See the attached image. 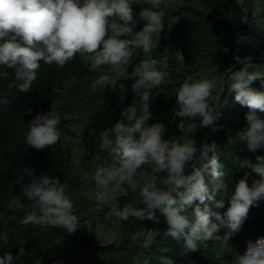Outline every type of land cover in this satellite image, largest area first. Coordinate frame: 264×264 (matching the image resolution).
Instances as JSON below:
<instances>
[{
  "label": "clouds",
  "instance_id": "obj_1",
  "mask_svg": "<svg viewBox=\"0 0 264 264\" xmlns=\"http://www.w3.org/2000/svg\"><path fill=\"white\" fill-rule=\"evenodd\" d=\"M145 2L148 6H142L138 13L145 23L134 30L137 20L133 18L132 5L136 0H0V78L9 75L7 68H14L10 86L29 91L37 78L40 61L63 66L77 53L97 72L105 65L110 66L111 71L96 76L92 86L101 90L106 85L119 88L121 100L125 89L122 78H134L130 85L132 102L121 109L119 119L100 133L99 146L108 151L110 159L94 171L96 199L109 201L121 222L135 217L159 223V210L168 225L166 234L182 239L184 251L196 250L200 242L213 238L227 245L247 218L249 207L264 200V156L257 155L255 162L247 157L236 159L245 171L227 195L229 190L222 180L224 166L216 154L215 141L202 142L199 155L194 156L197 145L193 136L183 141L165 139L167 129L162 121L148 123L152 117L153 89L167 82L170 58L183 65L185 57L180 48L169 51L165 47L159 58L142 59L133 65L131 72L126 70L136 48L149 52L153 37L159 36L164 25V0ZM223 50L229 49L225 46ZM261 77L264 71H249L246 67L221 77L232 99L249 109L245 113L247 126L236 132V138L249 151L264 148V118L256 111H264V79H261V89L251 86L254 79ZM214 87L215 78L186 77L175 93L173 112L181 118L199 117L202 126H214L218 116L214 109L222 91L221 87L218 94H213ZM26 111L31 113L32 109ZM60 120L58 109L37 110L27 123V144L36 149L55 144L61 135ZM177 127L184 130L183 119ZM194 160L199 161V166L193 163L191 171L186 172L185 164ZM146 167L151 171H146ZM138 170L145 173L143 182L136 179ZM22 171L29 179L24 182L21 176L18 180L21 191L31 201V210L24 213L20 223L56 226L68 233L75 231L79 217L65 191L68 185L57 176L34 175V170L27 165ZM161 171L166 174L161 175ZM124 184L136 193L142 206L131 202L117 206L114 193ZM218 190L221 198L216 199ZM224 195H227V207ZM194 200L198 202L195 205ZM208 201L215 208H223V212L212 210ZM189 205H193L191 215L186 211ZM10 206L25 207L19 196L13 198ZM221 228L227 229L223 236L218 234ZM135 235L142 237L141 246L145 249L150 244L152 229L146 226ZM9 240V233L0 231V242L8 245ZM162 259L164 264H172L171 258ZM13 260L9 252L0 255V264H13ZM54 264L64 262L56 259ZM143 264H148L146 255ZM233 264H264V235L247 240L245 251L235 257Z\"/></svg>",
  "mask_w": 264,
  "mask_h": 264
},
{
  "label": "trees",
  "instance_id": "obj_2",
  "mask_svg": "<svg viewBox=\"0 0 264 264\" xmlns=\"http://www.w3.org/2000/svg\"><path fill=\"white\" fill-rule=\"evenodd\" d=\"M142 6L148 5L143 0H136L132 5L133 18L137 20L134 30H139L145 23L138 15ZM162 7L164 25L159 36L153 37L152 49L146 53L136 48L126 70L131 72L133 65L142 59L159 58L165 47L169 51L182 50L184 64L170 58L167 82L153 89L152 117L148 123L162 121L167 129L165 139L172 137L183 141L193 136L197 145L194 156L199 155L202 142L215 141L216 154L224 166L222 180L228 187L227 195H230L234 183L245 171L236 159L247 157L255 162L257 155L264 156V148L249 151L236 138V132L247 126L245 113L249 109L232 99L227 85H222L221 77L226 78L232 71L245 67L249 71H264V0H243L242 3L239 0H170L163 2ZM173 18L175 21L170 23ZM225 46L229 49L227 52L223 50ZM6 71L9 75L0 78V231H7L10 240L8 245L0 242V255L11 253L13 264H54L56 259H62L64 264H143L145 255L148 264H164L162 258H171L172 264H233L235 257L245 251L247 240L264 235L262 200L249 207L247 218L227 245L213 238L200 242L196 250L184 251L182 239L166 234L168 225L159 210V223L129 217L118 223L119 238L108 243L95 242L88 222L96 216L104 220V212L112 206L107 200L88 195L89 181L93 179L96 167L110 159L108 151L99 146L100 133L119 119L121 109L132 102L130 85L134 78H122L125 89L121 100L119 88L111 89L106 85L101 90L92 86L96 76L111 71L110 66L105 65L97 72L88 67V62L79 53L63 66L40 61L37 78L29 91L10 86L15 69L7 68ZM188 76L215 78L213 94H218L222 87L214 109L218 113L214 126H202L199 117L181 118L173 112L175 93ZM261 79L264 77L254 79L251 86L261 89ZM28 108L32 109L31 113L26 111ZM49 108L60 112L58 127L61 135L55 144L36 149L26 142L27 123L37 110L44 112ZM256 111L264 118V111ZM181 119L184 120L183 131L177 127ZM72 138L78 139L77 146L67 141ZM76 150L79 151L78 163L74 158ZM193 163L199 166V161H189L185 164L186 172L191 171ZM25 165L34 170V175L57 176L68 185L65 191L73 200L74 211L79 217L75 231L68 233L56 226L20 223L24 213L31 210V201L21 191L18 180L21 176H24V182L29 179L22 171ZM145 170L151 171L150 167ZM160 174L166 173L161 171ZM144 178L145 173L138 170L136 179L143 182ZM227 195L223 197L225 207ZM16 196L20 197L24 208L10 206ZM114 196L118 206L126 202L142 206L127 184L122 185ZM215 198H221V190ZM197 203L193 201V205ZM207 203L214 211L224 210L215 208L211 201ZM193 205L186 209L189 215ZM146 226L152 229V238L143 249L142 237L135 234L143 232ZM225 231L226 228H221L218 234L223 236Z\"/></svg>",
  "mask_w": 264,
  "mask_h": 264
},
{
  "label": "rangeland",
  "instance_id": "obj_3",
  "mask_svg": "<svg viewBox=\"0 0 264 264\" xmlns=\"http://www.w3.org/2000/svg\"><path fill=\"white\" fill-rule=\"evenodd\" d=\"M169 1L170 0H164V2H169ZM67 141L70 142V144H72L73 146L78 145V139L72 138L71 140L67 139ZM78 155H79V151L76 150L74 153V158L77 163H78ZM89 184L90 186H88V190H89L88 195L90 197L96 198L95 193L97 190V185L95 184L93 179H90ZM103 216L105 218L104 220L96 216L94 219L88 222V227L91 231L92 238L95 240V242L100 244L112 242L116 238H119L117 233L119 218L115 215V211L113 207L111 206L108 210H106Z\"/></svg>",
  "mask_w": 264,
  "mask_h": 264
}]
</instances>
